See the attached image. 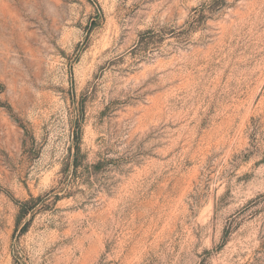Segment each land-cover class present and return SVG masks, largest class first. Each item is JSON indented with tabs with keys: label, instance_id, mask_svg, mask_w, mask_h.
Returning <instances> with one entry per match:
<instances>
[{
	"label": "rangeland",
	"instance_id": "obj_1",
	"mask_svg": "<svg viewBox=\"0 0 264 264\" xmlns=\"http://www.w3.org/2000/svg\"><path fill=\"white\" fill-rule=\"evenodd\" d=\"M0 264H264V0H0Z\"/></svg>",
	"mask_w": 264,
	"mask_h": 264
},
{
	"label": "trees",
	"instance_id": "obj_2",
	"mask_svg": "<svg viewBox=\"0 0 264 264\" xmlns=\"http://www.w3.org/2000/svg\"><path fill=\"white\" fill-rule=\"evenodd\" d=\"M79 140V136L77 138V141ZM78 147V153H80V146L77 144ZM41 196L39 197H32L30 200L25 202H20V213H19V220H21L24 216H26L30 210L38 203V201L41 200Z\"/></svg>",
	"mask_w": 264,
	"mask_h": 264
}]
</instances>
